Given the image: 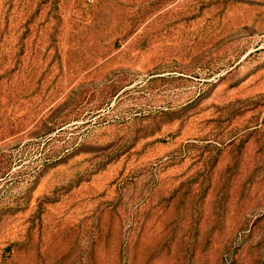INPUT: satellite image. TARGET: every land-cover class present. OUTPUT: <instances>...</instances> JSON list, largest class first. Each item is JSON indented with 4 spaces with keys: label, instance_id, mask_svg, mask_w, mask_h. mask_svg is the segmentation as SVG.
Masks as SVG:
<instances>
[{
    "label": "rangeland",
    "instance_id": "374dc122",
    "mask_svg": "<svg viewBox=\"0 0 264 264\" xmlns=\"http://www.w3.org/2000/svg\"><path fill=\"white\" fill-rule=\"evenodd\" d=\"M0 264H264V0H0Z\"/></svg>",
    "mask_w": 264,
    "mask_h": 264
}]
</instances>
